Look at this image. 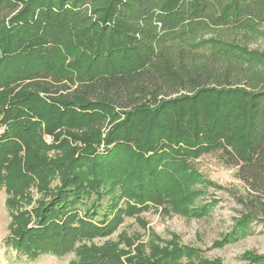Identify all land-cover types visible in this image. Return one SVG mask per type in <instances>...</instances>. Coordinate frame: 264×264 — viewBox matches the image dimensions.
Masks as SVG:
<instances>
[{"label": "trees", "instance_id": "obj_1", "mask_svg": "<svg viewBox=\"0 0 264 264\" xmlns=\"http://www.w3.org/2000/svg\"><path fill=\"white\" fill-rule=\"evenodd\" d=\"M263 25L264 0H0V190L41 195L11 214L16 251L179 264L197 251L134 262L85 240L214 188L194 168L211 153L245 189L228 240L264 227Z\"/></svg>", "mask_w": 264, "mask_h": 264}, {"label": "rangeland", "instance_id": "obj_2", "mask_svg": "<svg viewBox=\"0 0 264 264\" xmlns=\"http://www.w3.org/2000/svg\"><path fill=\"white\" fill-rule=\"evenodd\" d=\"M248 35L252 38L247 47L264 52V25ZM194 168L215 187L196 184L194 189L203 188V195L197 196L184 208L165 206L127 215L109 235L85 240V244L118 253L121 260L131 258L134 262L155 258L161 251L176 246L197 251L190 257L181 256L179 264L189 261L245 264V253L264 254V227L260 223H253L251 233L236 242H230L227 237L234 220L245 212L239 201L244 197L245 189L236 176V168L224 165L216 153L195 160ZM40 199L41 195L34 187L22 195L0 190V264H70L72 261L78 264L83 258L75 253L60 259L51 255L28 257L16 251L11 244V226H16L11 214L30 211ZM8 200L13 201L12 205H6ZM259 218L264 219V216ZM83 245L78 244L77 250L82 252Z\"/></svg>", "mask_w": 264, "mask_h": 264}]
</instances>
